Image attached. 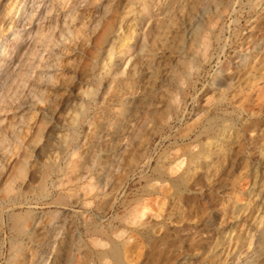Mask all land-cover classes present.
<instances>
[{
    "label": "clouds",
    "instance_id": "clouds-1",
    "mask_svg": "<svg viewBox=\"0 0 264 264\" xmlns=\"http://www.w3.org/2000/svg\"><path fill=\"white\" fill-rule=\"evenodd\" d=\"M250 212L264 0H0V264H264Z\"/></svg>",
    "mask_w": 264,
    "mask_h": 264
},
{
    "label": "rangeland",
    "instance_id": "rangeland-1",
    "mask_svg": "<svg viewBox=\"0 0 264 264\" xmlns=\"http://www.w3.org/2000/svg\"><path fill=\"white\" fill-rule=\"evenodd\" d=\"M232 184L234 186V188H238L240 187V184H239V181L234 179L232 181ZM233 199L237 200V202H240V198L238 197V195H234L233 196ZM229 205L227 203L221 205V208L219 209L222 213H225L224 215H222L221 217V221L222 223L220 224V227L223 228V227H227L229 226L230 224L233 223V219L230 215H227V209H228ZM251 214V212H250ZM210 215V212L207 208V206H204V210L201 211L199 214L197 215H194L193 218L190 220V221H185L186 223H191L193 225H196V224H199V223H202L205 219H207ZM259 215H261V213H257L256 216L254 217H259ZM263 219V218H262ZM261 219V220H262ZM259 224V223H258ZM245 226L246 224H242L241 225V231H243L245 229ZM256 227V226H255ZM137 256L142 259L143 258V250H139L138 253H137ZM225 259H228L227 257H225Z\"/></svg>",
    "mask_w": 264,
    "mask_h": 264
},
{
    "label": "bare ground",
    "instance_id": "bare-ground-1",
    "mask_svg": "<svg viewBox=\"0 0 264 264\" xmlns=\"http://www.w3.org/2000/svg\"><path fill=\"white\" fill-rule=\"evenodd\" d=\"M261 215L259 217H254L252 214L249 213V217L251 218V222L254 226H256L257 230H262L264 229V212H260ZM263 218V219H262ZM247 219V218H246ZM262 219V220H261ZM259 223V224H258ZM247 225L245 226V228Z\"/></svg>",
    "mask_w": 264,
    "mask_h": 264
}]
</instances>
